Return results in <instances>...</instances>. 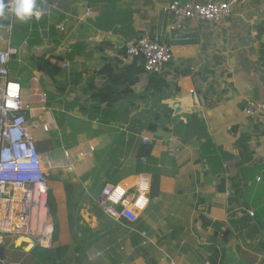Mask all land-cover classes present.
<instances>
[{"label":"crops","instance_id":"crops-1","mask_svg":"<svg viewBox=\"0 0 264 264\" xmlns=\"http://www.w3.org/2000/svg\"><path fill=\"white\" fill-rule=\"evenodd\" d=\"M171 1L39 0L48 9L40 20L1 27L14 49L8 78L21 85L38 149L62 180L55 194L66 199L65 208L50 202L57 246L9 240L6 264H211L215 252L222 264H264V115L244 110L251 98L264 101V0H237L228 20H191L179 31L165 10ZM147 31L173 48L162 75L142 70L135 85L136 75H94L108 63L131 66L125 45ZM42 56L58 61V83L37 69ZM105 88L119 98L103 99ZM144 136L155 138L153 150L139 158ZM90 142V163L69 170L65 153ZM143 171L152 173L150 203L135 224L115 221L91 189Z\"/></svg>","mask_w":264,"mask_h":264},{"label":"built area","instance_id":"built-area-1","mask_svg":"<svg viewBox=\"0 0 264 264\" xmlns=\"http://www.w3.org/2000/svg\"><path fill=\"white\" fill-rule=\"evenodd\" d=\"M236 3L237 0H172L165 10L172 16V28L179 31L191 20L224 22L234 14ZM85 13L91 15L93 9L87 7ZM9 19L12 20L11 17ZM58 28L62 32L66 29L64 24L58 25ZM48 35L44 29L40 30L42 38ZM4 38L0 28V245L5 247L9 240H20L41 249H50L55 247L56 233L55 215L50 202L55 199L64 200L61 193L60 196L55 194L57 187L60 192L62 180L56 181L49 177V168L38 150L36 135L25 112L27 106L22 99L21 85L8 78V64L14 49L2 44ZM173 55V48L165 37L147 31L138 40L127 42L122 60L126 62L137 59L138 65L147 74L160 76L173 60ZM244 110L249 117H260L264 115V101L251 98L247 100ZM154 141L155 138L142 137L143 143L152 144ZM93 149L90 142L87 148L79 150L75 156L66 152V156L71 159L68 169H74L77 164L90 163ZM168 151L171 155L175 154L173 139L169 142ZM140 174L150 177L152 182V173L141 172L135 174V177ZM120 181L107 183L97 201L107 214V209L115 210L117 216L109 214L115 221L132 225L139 220L146 207L142 211L136 210L139 215L125 212L122 203L113 204L104 193L107 185L114 186ZM129 183H132V178H129ZM134 192L133 186L121 199H134ZM6 263L4 256L1 257L0 264Z\"/></svg>","mask_w":264,"mask_h":264},{"label":"clouds","instance_id":"clouds-1","mask_svg":"<svg viewBox=\"0 0 264 264\" xmlns=\"http://www.w3.org/2000/svg\"><path fill=\"white\" fill-rule=\"evenodd\" d=\"M47 12L48 9L42 7L39 0H0V20H7L11 17L21 23L27 22L32 18L38 21L42 16L47 14ZM10 24H12V22ZM133 186L135 187V192L132 193L134 199L122 200L121 198L124 197L125 193ZM150 191L151 178L143 174L132 178L131 184L129 183V178H126L114 186L109 184L104 188V193L107 195L109 201L113 204L122 203L125 212H132L136 215H139V212L136 210L142 211L150 203ZM107 211L109 214L117 216L114 209L109 208Z\"/></svg>","mask_w":264,"mask_h":264},{"label":"trees","instance_id":"trees-1","mask_svg":"<svg viewBox=\"0 0 264 264\" xmlns=\"http://www.w3.org/2000/svg\"><path fill=\"white\" fill-rule=\"evenodd\" d=\"M14 21V19H13ZM10 19H7V20H0V25H4V23H8L10 24L11 22ZM0 26V28L2 27ZM39 61H38V65H37V69L39 71H42V72H45L46 74H48L50 76V78L55 82V83H58V79H57V76H59V68H58V61L56 59H53L52 57H38ZM117 64H111V63H108L107 65L103 66V68L101 70H99L97 73H94L95 74H104L106 76H112V77H119L120 79H127L129 78L130 75H136L134 76L131 80H129V85H135L137 82H138V77H137V74L140 73L143 69L142 66H139L137 65V59H134V62L132 63L131 66H128L124 69H117L115 70L114 69V66H116ZM156 77L154 76L152 78V80H155ZM161 80V79H160ZM159 80L155 81V82H158ZM164 83V82H163ZM153 86H156L154 83L151 84ZM167 84L164 83V86H166ZM159 88V87H158ZM103 91L109 93V97H105L103 99H108L109 100H117L120 96V93H117V91H114V90H110V89H103ZM127 91H131V87H126L124 89V92H127ZM149 129H151V131L153 132H156L158 129L155 125H150ZM153 145H154V142L152 144H147V143H142L140 148H139V152H138V157L141 158V157H149L151 156V152L153 150ZM38 147V146H37ZM39 150V149H38ZM107 168V165L105 164V166H103V169H106ZM143 172H146V171H143ZM156 180V178H155ZM99 183V181H97ZM97 182H93V185H97L98 183ZM102 185V187H104L105 185V182L103 181L102 183H99ZM68 197L70 198V192L68 191ZM70 204V203H69ZM55 215V214H54ZM55 219H56V215L54 216ZM78 224H79V219H78ZM215 225H217L218 227H221V224L220 223H217V222H214ZM71 227L74 228V225L75 223L72 224L71 222ZM56 229V227H55ZM57 235H58V232L56 230V233H55V246H57ZM224 235H225V239L227 240L228 239V234L227 232L225 231L224 232ZM73 238L75 239L76 238V233L74 234ZM215 257V258H214ZM218 258V252H215L214 253V256H212V258L210 259L211 260V264H222V261L221 263H218L217 259Z\"/></svg>","mask_w":264,"mask_h":264},{"label":"rangeland","instance_id":"rangeland-1","mask_svg":"<svg viewBox=\"0 0 264 264\" xmlns=\"http://www.w3.org/2000/svg\"><path fill=\"white\" fill-rule=\"evenodd\" d=\"M189 1H191V0H189ZM259 6V5H258ZM13 19L15 20V18H12V21H13ZM13 28H14V22H13ZM8 29H9V27H8ZM13 31H14V35L16 34V31L13 29ZM44 130H48V127L45 125L44 126V128H43ZM36 135V134H35ZM45 160V159H44ZM81 160V159H80ZM46 163L48 164V165H50V163H49V161H48V159H46ZM98 167H100V168H102L103 167V162L102 163H98V166H97V168ZM48 172L50 173V170H48ZM49 177L51 178V179H58L56 176H54V175H52V174H50L49 175ZM101 189H102V185L101 184H98L97 186H95L94 188H92L91 189V193H92V195H94V197H97L99 194H100V192H101ZM63 191H64V187H63ZM64 204H66V199H65V197H64ZM69 206H70V208H72V204L70 203L69 204ZM64 208H65V206H63ZM104 210V209H103ZM66 212H67V210L65 211L64 210V213H65V215H66ZM55 222V221H54ZM118 222V221H117ZM121 223V222H120ZM122 223H125L124 221H122ZM82 225H88V223H85V222H83L82 221V224H79V226H82ZM124 225H126V224H124ZM98 228L97 227H95V228H90V230L92 231V233L94 232V231H96Z\"/></svg>","mask_w":264,"mask_h":264},{"label":"water","instance_id":"water-1","mask_svg":"<svg viewBox=\"0 0 264 264\" xmlns=\"http://www.w3.org/2000/svg\"><path fill=\"white\" fill-rule=\"evenodd\" d=\"M5 247L3 245H0V258L4 255Z\"/></svg>","mask_w":264,"mask_h":264}]
</instances>
